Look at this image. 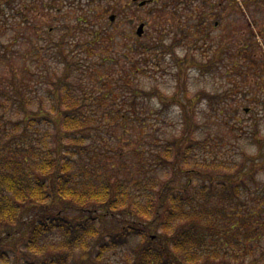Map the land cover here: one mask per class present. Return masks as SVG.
<instances>
[{
	"label": "trees",
	"instance_id": "1",
	"mask_svg": "<svg viewBox=\"0 0 264 264\" xmlns=\"http://www.w3.org/2000/svg\"><path fill=\"white\" fill-rule=\"evenodd\" d=\"M104 39L96 34L86 41V53L94 57ZM50 43L26 52L21 71L10 65L12 75L0 77V247L13 241L17 249L20 239L23 264H68L78 251L86 264L94 261L83 258L91 247L97 263L120 250L121 264H264V183L258 182L264 165L258 157L243 155L233 164L198 158L193 151L202 143L184 129L164 148L148 150L150 161L142 151L134 173L122 176L110 164L114 157L101 154L107 143L100 142L86 108L106 101L103 94L93 97L90 69L65 37ZM59 63L62 73L51 67ZM94 73V83L104 79ZM135 84L130 76L133 103L152 96ZM229 96L207 97L218 105ZM124 116L118 110L113 119ZM251 131V137L258 134ZM152 164L157 169L149 175ZM109 221L115 229H107ZM58 234V243L50 240Z\"/></svg>",
	"mask_w": 264,
	"mask_h": 264
},
{
	"label": "rangeland",
	"instance_id": "2",
	"mask_svg": "<svg viewBox=\"0 0 264 264\" xmlns=\"http://www.w3.org/2000/svg\"><path fill=\"white\" fill-rule=\"evenodd\" d=\"M143 1L149 2L139 6ZM0 2L5 3L4 12L0 11V77L12 75L7 70L10 65L21 71V57L35 45L47 47L50 40L53 46V41L65 37L71 50L90 69L87 80L93 97L104 95L105 102L93 100L86 108L94 116L100 142L103 138L107 143L101 147V154L114 157L110 164L122 176L134 173L142 151L150 161L148 150L164 148L160 146L181 138L184 129L189 136L194 132L202 143L193 151L198 158H219L233 164L247 155L258 157L257 162L264 165V0ZM142 23L144 33L138 36L136 31ZM96 34L109 42H98L101 51L90 57L85 51L86 41ZM246 55L249 59L244 58ZM134 62H138L136 70L131 68ZM61 64L51 67L62 73ZM31 69L38 73L35 67ZM95 70L97 76L104 77L102 81L93 82ZM130 76L135 86L152 96H142L133 103L127 88ZM71 80H76V75ZM216 94L230 96L216 105L207 97ZM52 104L47 102L48 111ZM118 110L125 114L124 121L113 119ZM133 110L136 115L131 113ZM252 128L258 132L254 137L249 135ZM137 146L140 149L136 153ZM155 169L152 164L149 175ZM158 173L165 174L161 170ZM258 182L263 185L264 173L259 174ZM107 229H115L114 223L109 221ZM16 239L17 249L13 241L0 247V264L25 263L26 256L19 254L23 249L21 240ZM59 239L60 234L50 238L57 243ZM122 253H105L97 263V250L91 247L83 258H94L86 264H121ZM80 254L76 252L68 264H83Z\"/></svg>",
	"mask_w": 264,
	"mask_h": 264
},
{
	"label": "water",
	"instance_id": "3",
	"mask_svg": "<svg viewBox=\"0 0 264 264\" xmlns=\"http://www.w3.org/2000/svg\"><path fill=\"white\" fill-rule=\"evenodd\" d=\"M146 4H147V1H143V2H141L139 5H140V6H145ZM110 19H111V21H113V20L115 19V16L112 15V16L110 17ZM144 28H145V24L142 23V24L138 27V29H137V31H136V34H137L138 36H142L143 33H144Z\"/></svg>",
	"mask_w": 264,
	"mask_h": 264
},
{
	"label": "flooded vegetation",
	"instance_id": "4",
	"mask_svg": "<svg viewBox=\"0 0 264 264\" xmlns=\"http://www.w3.org/2000/svg\"><path fill=\"white\" fill-rule=\"evenodd\" d=\"M253 67H256V64H255V65H253Z\"/></svg>",
	"mask_w": 264,
	"mask_h": 264
}]
</instances>
